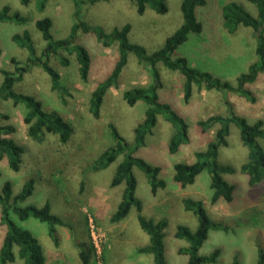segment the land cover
Instances as JSON below:
<instances>
[{
  "label": "rangeland",
  "instance_id": "rangeland-1",
  "mask_svg": "<svg viewBox=\"0 0 264 264\" xmlns=\"http://www.w3.org/2000/svg\"><path fill=\"white\" fill-rule=\"evenodd\" d=\"M196 8V16L203 24L201 34L190 33L173 54L172 58L184 57L189 64L202 71L229 81L236 86V78L247 71L256 61V40L252 28L240 26L230 34L223 27L221 9L230 1L240 3L252 15H257L255 5L248 0H203ZM168 12L157 14L147 9L139 15L132 0H109L82 6V18L92 26H100L106 32L114 28L130 25L128 38L131 43L143 46L151 54L160 50L166 39L182 24V0H166ZM8 5L11 13L18 12L27 19L25 24L0 23V70H14L11 58L24 63L29 57L26 48H21L13 40L16 33L27 30L33 40L35 51L39 55L45 47V40L37 29L35 21L49 17L52 20L51 32L55 39L70 34L73 24L74 1L52 0L44 9H40L39 0H31L23 5L20 0H0V11ZM91 55V69L88 80L82 81L78 72L76 55L68 56L71 64L62 67L53 60L61 74V83L69 90L63 98L52 89L50 76L39 67H33L24 75L21 82L14 85V91L32 95L40 100L44 109L56 111L74 127V135L66 145H61L54 136L46 135L44 141L37 142L27 135V126L23 122L25 106H14L12 100L0 102V126L13 125L14 134L9 135L22 145L25 152L18 172L10 169L8 159L0 161V193L6 181L12 184L13 194L21 191L25 182L35 180L33 194L21 206L50 205L51 213L62 218L67 227H57L58 244L48 236V226L34 218L15 222L30 230L42 245L44 264H83L77 245L89 248L90 242L96 249L89 252V264H153L151 254H139L140 247L149 244V236L138 222V212L132 207L125 219L112 223L110 218L117 210L122 199L125 184L111 186L118 158L104 170L90 171V165L107 148L113 145L108 125L114 124L119 133L129 143L134 141V129L145 119L147 104L138 101L129 106L123 98L124 91L151 83V75L145 64H140L134 54H129L128 63L122 71L117 87L106 93L99 119L89 110V100L96 85L111 72L117 60V45L106 48L94 36L81 38ZM163 86L158 91L160 101L168 104L180 114L189 128V142L180 146L176 154H170L168 146L173 135V126L160 115L151 135L139 149L136 156L152 166L160 168L159 178L166 182L165 189L156 195L146 175L138 168L133 169L137 180L136 197L141 201V214L155 221L166 220L165 258L166 264H187L188 256L179 254L180 248L189 244L175 237L180 225L195 231L197 216L184 208L182 200L192 198L203 203L213 222L228 226L229 230H211L209 237L200 248L201 255H209L220 250L217 263L230 264L235 258L240 264H256L258 250L264 252V182L250 186L246 175L239 169L247 161L248 149L241 141L235 125H231L228 146L220 147L218 160L231 165L237 171L225 175V179L235 185L231 203L220 200L212 205L210 198V175L202 172L196 181L182 187L174 181V164L192 163L195 153L206 148L213 132L203 133L198 122L212 115H226L228 107L236 114L246 118L249 123L257 120L264 122V73L249 84L256 102L250 103L240 94L232 91L199 90L193 87L192 94L185 100V79L178 71L157 64ZM0 73V83L2 81ZM264 149V140L259 139ZM6 227L0 224V246ZM14 264H23L17 260Z\"/></svg>",
  "mask_w": 264,
  "mask_h": 264
},
{
  "label": "trees",
  "instance_id": "trees-1",
  "mask_svg": "<svg viewBox=\"0 0 264 264\" xmlns=\"http://www.w3.org/2000/svg\"><path fill=\"white\" fill-rule=\"evenodd\" d=\"M20 1L23 5H29L31 2V0ZM49 1L52 0H39L40 9H44ZM73 1V24L67 37L62 39L53 37L51 18L44 17L35 21L37 29L46 42L39 55L35 51L32 37L27 30L12 36V40L18 46L28 50L29 57L24 63L13 57L10 61L14 65V70H0L3 77L0 83V102L12 100L14 106L20 104L25 106L23 122L27 126V135L32 140L42 142L46 135H51L61 145H66L74 135L72 124L56 111L44 109L42 102L36 97L15 92L14 85L21 82L31 68L39 67L50 76L52 89L63 98L69 94V90L62 85L61 74L52 63L53 60L58 61L62 67H68L71 64L68 56L75 54L79 76L82 81L86 82L90 74L92 60L90 52L81 42V38L87 35L94 36L106 48L116 44L117 60L110 74L96 85L89 100L90 112L94 118L99 119L104 97L110 88L117 87L119 77L128 63L129 54H134L140 64H145L151 75V83L147 86L130 88L123 93V98L129 106H134L138 101L147 104L144 121L134 129V141L132 143L127 142L116 126L110 123L108 127L114 143L94 160L89 169L93 172L104 170L118 158H121L111 181V186L116 187L124 183L125 187L121 202L110 220L112 223L121 222L127 217L132 207H135L138 212L139 225L149 236V244L140 247L137 252L139 254H151L153 264H166L164 238L167 221L164 219L159 221L147 219L141 214L142 204L136 197L137 180L133 174V169L138 168L146 175L153 195H156L159 190L165 189L166 182L159 178L160 168L150 165L144 159L136 156V153L145 145L147 136L152 134L160 115L174 128L168 146L170 154H176L180 146L188 143L190 138L188 124L184 118L172 110L168 104L160 101L158 91L162 88L163 83L157 64L162 63L167 69L178 71L184 77L185 100L190 98L193 87H197L199 90L236 92L250 103L256 102V97L248 85L254 83L258 76L264 73V0H248L256 7V16L235 1L227 2L221 9L223 27L228 33H235L240 26L249 27L252 28L256 40V61L248 66L246 72L237 76L236 86L227 80L214 76L211 72L192 67L184 57L172 58V54L188 40L190 33H202L203 24L196 16V8L204 3L203 0H182V24L166 39L160 50L151 54L143 46L130 42L128 38L131 30L130 25L127 24L106 32L102 27L92 26L83 20L81 10L83 5L95 4L100 1L108 2L109 0ZM132 1L139 15H143L147 9L161 15L168 12L166 0ZM3 22L25 24L27 19L18 12L11 13L10 7L6 5L0 11V23ZM63 53L68 56L63 55ZM227 112L226 115H212L206 120L199 121L198 126L201 132H213L207 141L206 148L195 153L196 160L194 162L174 164V181L182 187L193 184L202 172L207 171L209 173L212 205L217 204L220 200L231 203L234 198L235 185L229 183L225 179V175H232L237 170L231 165L222 164L218 160L220 147H227L229 144L228 136L232 124L238 128L241 141L248 149L247 161L241 165L239 171L246 175L250 186L264 182V149L259 143V139L264 140L263 120L249 123L246 118L236 114L230 107H228ZM0 116L8 118L1 113ZM15 131L13 125L0 126V161L7 158L10 169L18 172L22 165L25 149L9 136ZM34 189V179L26 181L17 194H13L12 184L9 181L3 185L0 193V224L6 227V230L0 246V264H14L17 260H21L23 264H44L46 261L42 245L37 237L30 230L18 225L14 216L20 221L34 218L46 223L48 236L55 244H58L57 227L68 226L62 218L51 213L48 203L42 207L21 206L33 194ZM182 202L185 210L191 211L197 216L198 226L195 231L183 225L177 227L175 237L185 240L189 244L187 248H180L179 254L188 256L187 264L217 263L220 255L219 249L209 255H201L199 251L208 239L211 230L228 231L229 227L213 222L201 201L184 198ZM77 247L82 263L89 264L88 251H91L90 253L96 252L93 244L90 242L88 249L81 248L79 245ZM230 264L240 263L235 258ZM256 264H264V252L261 249L258 250Z\"/></svg>",
  "mask_w": 264,
  "mask_h": 264
}]
</instances>
